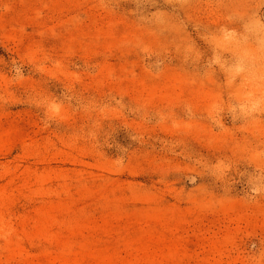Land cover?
Here are the masks:
<instances>
[{"label": "rangeland", "instance_id": "374dc122", "mask_svg": "<svg viewBox=\"0 0 264 264\" xmlns=\"http://www.w3.org/2000/svg\"><path fill=\"white\" fill-rule=\"evenodd\" d=\"M0 264H264V0H0Z\"/></svg>", "mask_w": 264, "mask_h": 264}]
</instances>
